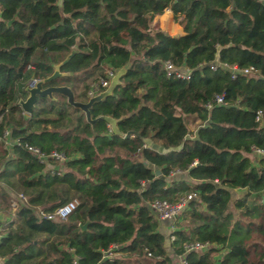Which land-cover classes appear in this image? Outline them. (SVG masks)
<instances>
[{
	"label": "trees",
	"instance_id": "trees-1",
	"mask_svg": "<svg viewBox=\"0 0 264 264\" xmlns=\"http://www.w3.org/2000/svg\"><path fill=\"white\" fill-rule=\"evenodd\" d=\"M165 9L184 19L176 36L151 27ZM71 51L59 71L89 79L83 98L67 85L76 101H86L104 69L125 67L111 94L88 109L91 119L113 118L119 134L103 120L87 123L58 94L21 112L28 79L45 78ZM166 61L189 77L165 76ZM231 67L254 74L231 77ZM58 79L42 87L64 84ZM216 96L221 104H212ZM257 109L264 111V0H0V133L7 128L17 140L0 144L1 264H70L73 256L77 264H214L215 255L218 264H264ZM190 191L196 196L172 223L167 255L149 204ZM70 199L77 205L65 219L39 214ZM194 241L208 247L186 251Z\"/></svg>",
	"mask_w": 264,
	"mask_h": 264
},
{
	"label": "built area",
	"instance_id": "built-area-1",
	"mask_svg": "<svg viewBox=\"0 0 264 264\" xmlns=\"http://www.w3.org/2000/svg\"><path fill=\"white\" fill-rule=\"evenodd\" d=\"M165 10H168V9H165ZM222 66H225V65L223 64ZM28 67L29 65L26 66V68ZM209 68L214 69V66L210 65ZM163 70H164L165 76L167 77L171 75H173L174 77L180 78V79H187L189 77V70L187 68H176L167 61L163 63ZM236 73L249 75V74H254V70L252 68L237 69L235 67H231V77H233ZM112 75H113V70L108 69V68L104 69L103 75L99 77L95 82L89 85V88L86 91L87 98L93 96L98 91L103 90L108 85L109 80ZM37 80L38 79L36 78H29L27 81V86L29 87L33 86ZM213 103L221 104L222 103L221 96H216L214 98V101H212V104ZM204 106L206 108H209L211 106V103L207 102L206 104H204ZM254 120L260 125H264V111L261 109L255 110ZM15 143H17V140L10 138L9 130L7 128L3 129L2 132L0 133V144L3 147L8 148L9 146ZM25 149L31 154L35 155L36 158H38L39 160L44 159L46 156L34 146L27 145L25 146ZM252 151L254 154L264 157V151L262 149L253 148ZM47 156L57 162H61L64 159L63 155L57 151H50ZM195 196H196V193L194 191H190L184 196L180 197L174 203H169L165 200L154 199L153 201L150 202L149 205L151 209L154 211L158 220H168L169 221L170 223L169 227L171 231L172 229H174L172 223L175 220L179 211L185 206L188 200L194 198ZM17 198L25 201V198L21 194H17ZM15 205L16 203L12 201L11 207L13 208L15 207ZM76 205H77L76 199H70L64 202L63 204H61L60 206H58L57 208H55L54 211L51 213H43L39 211V214L46 219H51V218L65 219L74 210ZM172 239L173 237L169 234L168 240L171 241ZM206 247H208L207 243L205 242L200 243L197 241L190 242L184 245V249L186 251L188 250H195V251L199 250L200 251V250L205 249ZM111 249L112 247L109 250L103 252V256L110 258ZM76 259L77 257L73 256L70 264H77ZM176 264H185V261L181 257H178V261Z\"/></svg>",
	"mask_w": 264,
	"mask_h": 264
},
{
	"label": "water",
	"instance_id": "water-1",
	"mask_svg": "<svg viewBox=\"0 0 264 264\" xmlns=\"http://www.w3.org/2000/svg\"><path fill=\"white\" fill-rule=\"evenodd\" d=\"M176 36V35H173ZM73 51H71L66 57L62 59V61L52 65V71L51 73L46 76L45 78L41 80H37L33 86H25L24 91L26 92V96L24 99H18L17 105L19 106L21 112L25 115H28L35 103V100L37 97H47L49 99H53V94L61 95L65 98L66 104L69 106L76 108L81 111V113L84 116V120L91 124L94 120H103L109 127L110 131H112L115 134H119L117 127H116V121L105 115H100L96 117L95 119H91L89 115V107L92 103L97 102L101 100L102 98L109 96L112 92V89L115 85L119 83V77L123 74L125 67L118 68L113 71V75L111 76L108 85L103 89L95 93L93 96L88 97L86 101H76L73 98V93L69 86L67 85H47L42 87L44 83H49L51 80L61 77V76H67L69 75L68 72H61L59 71V67L62 66L67 62V60L72 56ZM129 134H132L130 131L126 132L123 136L127 137ZM143 142L146 145H150L152 149H157L156 144H151L149 139H143ZM157 174L158 171H155ZM261 200L264 202V196L261 197ZM2 217L0 216V220ZM86 225V222L83 224H78L80 229H84Z\"/></svg>",
	"mask_w": 264,
	"mask_h": 264
},
{
	"label": "crops",
	"instance_id": "crops-1",
	"mask_svg": "<svg viewBox=\"0 0 264 264\" xmlns=\"http://www.w3.org/2000/svg\"><path fill=\"white\" fill-rule=\"evenodd\" d=\"M177 18L181 17V19H183L182 16H176ZM173 18L174 16L171 14V12L169 10H164L160 15H157L153 18L152 23H151V27L152 28H157L160 29L161 31L165 32L168 35H176L180 30L182 25L179 24V26L177 27V29L175 30L174 24H173ZM177 19V21H179L180 19ZM184 22V19L182 21V24ZM173 29V30H172ZM25 115V114H23ZM2 217L1 220H3L5 217L3 215H0ZM8 218V217H7ZM9 220V219H7ZM170 223L168 220H159V224H158V229L159 231H161L164 235V247L166 249L167 255L170 254V250H169V240H168V236L170 233V227H169ZM215 262L214 264H218L217 263V257L218 255H215ZM1 261V260H0ZM178 261V257H174L171 260V263L176 264ZM1 264V262H0Z\"/></svg>",
	"mask_w": 264,
	"mask_h": 264
},
{
	"label": "rangeland",
	"instance_id": "rangeland-1",
	"mask_svg": "<svg viewBox=\"0 0 264 264\" xmlns=\"http://www.w3.org/2000/svg\"><path fill=\"white\" fill-rule=\"evenodd\" d=\"M179 18V17H178ZM177 17H174L173 18V24H174V29L176 28L177 29V27L179 26V24L180 25H183L182 24V21H183V19H181V17L179 18L180 20L179 21H177V19H178ZM184 23V22H183ZM175 29V30H176ZM173 30V29H172ZM58 78H60V79H58ZM56 79H58V80H56V81H58V82H62V83H64V84H62V85H70V86H72V88H73V90H74V92H75V95H76V97L77 98H83L82 97V95H81V87H82V84L83 83H87V82H89V79H85V80H79V81H76L75 79H74V77H73V79H72V76H62V77H57ZM63 79H65V80H63ZM44 84H49V83H44ZM86 98V97H85ZM187 127L189 128V130L190 131H192V130H194V127H195V124H188L187 125ZM237 193L235 192V191H233L232 193H231V197H234L235 195H236Z\"/></svg>",
	"mask_w": 264,
	"mask_h": 264
}]
</instances>
